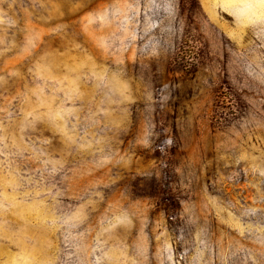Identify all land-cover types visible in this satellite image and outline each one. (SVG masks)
Returning <instances> with one entry per match:
<instances>
[{"label": "rangeland", "instance_id": "374dc122", "mask_svg": "<svg viewBox=\"0 0 264 264\" xmlns=\"http://www.w3.org/2000/svg\"><path fill=\"white\" fill-rule=\"evenodd\" d=\"M0 264H264V0H0Z\"/></svg>", "mask_w": 264, "mask_h": 264}]
</instances>
